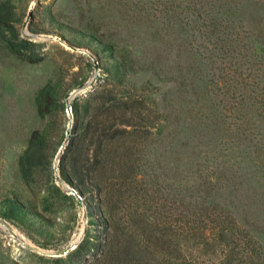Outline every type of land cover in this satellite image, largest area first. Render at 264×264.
Instances as JSON below:
<instances>
[{"label": "trees", "instance_id": "16d2710c", "mask_svg": "<svg viewBox=\"0 0 264 264\" xmlns=\"http://www.w3.org/2000/svg\"><path fill=\"white\" fill-rule=\"evenodd\" d=\"M246 1L161 0L165 48L145 58L133 46L87 34L88 27H68L95 45L104 66L97 84L71 102L69 143L58 165L88 224L74 251L40 259L264 264L261 244L214 200L228 186L239 192L249 184L258 195L264 187V40L237 17ZM71 2L76 10L92 8V0ZM12 7V0H0V44L26 62L43 61L35 52L40 45L16 30ZM87 81H66L59 71L36 93L47 123L32 132L18 159L20 179L36 189L35 201L7 196L0 217L41 221L39 214L63 212L64 200L79 205L57 184L54 161L66 139L67 101ZM3 264L18 263L6 257Z\"/></svg>", "mask_w": 264, "mask_h": 264}, {"label": "rangeland", "instance_id": "374dc122", "mask_svg": "<svg viewBox=\"0 0 264 264\" xmlns=\"http://www.w3.org/2000/svg\"><path fill=\"white\" fill-rule=\"evenodd\" d=\"M71 1L12 0L16 30L22 38L40 45L35 52L43 61L26 62L0 44V201L15 194L24 202L35 201L36 189L26 186L20 179L18 159L32 132L47 123V119H42L37 111L36 93L59 71L66 81L79 77V80L88 79L86 83L93 81V85L97 84V78L103 72L104 66L94 51L95 45L72 32L69 26L78 29L88 27L87 34L93 30L108 42L133 46L141 58L161 55V49L165 48H161V0H92V8L84 11L76 10ZM174 1L180 3L181 0ZM237 17L242 19L248 31L264 40V5L259 0H247ZM59 23L64 28H59ZM77 42L82 43L81 46ZM172 54L174 58L176 50ZM94 59L99 66L97 75ZM146 76L141 74L138 80ZM154 82L161 84L158 79ZM82 88L73 90L71 94ZM91 88L78 93L77 97L86 95ZM72 122V112L66 109L61 128L72 127ZM261 127L264 130V120ZM57 159L58 156L54 167ZM56 180L62 189L73 195L68 185L60 178ZM260 192L258 195V190L249 184L239 192L228 186L214 200L233 213L261 244L264 252V187ZM74 197L79 205L74 206L72 201L64 200L63 212L39 214L43 218L41 221L33 219L19 223L0 217V264L6 257L18 264H52L40 257L56 259L52 255L57 250L83 240L88 224L86 209L78 195Z\"/></svg>", "mask_w": 264, "mask_h": 264}, {"label": "water", "instance_id": "95a60500", "mask_svg": "<svg viewBox=\"0 0 264 264\" xmlns=\"http://www.w3.org/2000/svg\"><path fill=\"white\" fill-rule=\"evenodd\" d=\"M32 11H33V8L30 9L29 11V16L31 17L32 15ZM94 70H95V75L98 74L99 72V66H98V62L97 60L94 59ZM93 85V81L89 82V83H86L82 89H80L79 91H75L73 94L70 95L68 101H67V110L68 112H72V108H71V100H74L78 93H83L85 90H87L89 87L91 88ZM70 130H71V125L70 127L67 129V132H66V139H65V142L64 144L61 146L59 152H58V159H57V164H55V172H56V176H57V179L59 180V163H60V157L61 155L64 153V150L66 148V146L68 145L69 143V136H70ZM73 195H76L77 193L75 191H71ZM80 198V197H79ZM81 199V198H80ZM82 241V240H81ZM81 241H78V242H74L72 243L70 246L68 247H65V248H62V249H59L56 251V253H54L52 256L53 258H61V257H65L67 256L70 252L74 251L78 246L79 244L81 243Z\"/></svg>", "mask_w": 264, "mask_h": 264}]
</instances>
